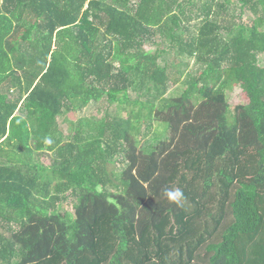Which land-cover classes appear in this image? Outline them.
<instances>
[{
	"label": "trees",
	"instance_id": "trees-1",
	"mask_svg": "<svg viewBox=\"0 0 264 264\" xmlns=\"http://www.w3.org/2000/svg\"><path fill=\"white\" fill-rule=\"evenodd\" d=\"M261 58L264 0H0V264H264Z\"/></svg>",
	"mask_w": 264,
	"mask_h": 264
},
{
	"label": "rangeland",
	"instance_id": "rangeland-1",
	"mask_svg": "<svg viewBox=\"0 0 264 264\" xmlns=\"http://www.w3.org/2000/svg\"><path fill=\"white\" fill-rule=\"evenodd\" d=\"M183 2V0H182ZM88 8V3L86 4V9ZM248 14H246L245 16L242 17L241 21L243 23H247L249 21V16H247ZM193 23H198L196 21H193ZM155 48V45L152 44V43H148L145 47V49L147 51H152L153 49ZM169 59V61H172L173 60V56H170V57H167ZM180 60V69L183 68V70H188L191 68V66H193V63H194V60L193 59H187L185 61H181ZM260 65L262 67H264V58H261L260 59ZM188 66V67H187ZM185 77V76H183ZM185 79V78H184ZM184 79L181 81V84L179 85H175L169 92V94L167 95L168 97H172V96H179L178 94L181 93V91L185 88V85H182L184 83ZM228 94V99H229V103L231 105H236V104H239L242 100V97H241V94H242V91L241 89L238 87V88H234L233 90H230L227 92ZM100 106V107H99ZM108 107V111H110L112 114L115 113L116 111V106H109L106 101H103L101 102L99 105L95 106L94 104H92L90 107H88L87 109H85L84 111H77V113H74L73 115H68L65 120H66V123H64V119L62 120V118L60 119L61 121V124H62V127H64V130L66 131V133H69L71 128L74 129L77 127L76 123L79 119H85V117H94V116H97L98 115H101L102 112L105 113V110L106 108ZM99 108H101L102 110L101 111H98ZM125 114L124 113H121L120 114V118H124ZM75 123L74 126L70 125V123ZM161 130H160V129ZM159 129V130H158ZM163 130V127H160L158 123H155L154 124V129L148 134V138H151V137H154V134L157 133V134H160V132H162ZM165 131V129H164ZM143 132H145V130H143ZM145 133H143V136ZM51 154V153H50ZM54 156L53 154L49 155V154H43V156H41L40 160H39V163L42 165V166H45V167H50L52 164H53V160L54 158L52 157ZM120 160H121V157H120ZM119 161V159H118ZM123 163H119L118 167L115 168L116 171H120L121 169H123ZM65 209L67 211H70L72 210L73 208V199L70 198L68 199L65 204ZM202 222V221H201Z\"/></svg>",
	"mask_w": 264,
	"mask_h": 264
},
{
	"label": "clouds",
	"instance_id": "clouds-1",
	"mask_svg": "<svg viewBox=\"0 0 264 264\" xmlns=\"http://www.w3.org/2000/svg\"><path fill=\"white\" fill-rule=\"evenodd\" d=\"M162 196L168 203L173 204L178 208L183 207L185 196L180 188H165L162 191Z\"/></svg>",
	"mask_w": 264,
	"mask_h": 264
}]
</instances>
